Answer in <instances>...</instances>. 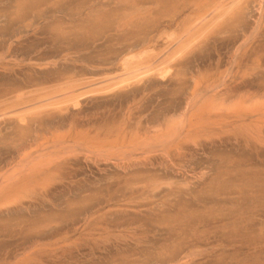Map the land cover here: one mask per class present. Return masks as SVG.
I'll list each match as a JSON object with an SVG mask.
<instances>
[{"label": "rangeland", "instance_id": "rangeland-1", "mask_svg": "<svg viewBox=\"0 0 264 264\" xmlns=\"http://www.w3.org/2000/svg\"><path fill=\"white\" fill-rule=\"evenodd\" d=\"M93 1L40 0L35 17L28 9L23 14L29 16L27 23L14 20L12 31L0 38V66L9 67L7 72L0 68V101L8 90L15 100L18 94L52 88L69 77L91 81L107 75L115 77L121 73L120 66L128 55L149 46L157 52L163 50L165 42L157 40L159 35L164 39L166 32L180 33L187 11L183 10L181 0H173L164 7H147L154 8L153 17L149 14L144 19L122 22L115 16L114 4L101 7L99 1L96 5ZM253 8L246 18L247 32L251 29L255 32L261 17L258 9ZM17 9L16 0H0V27L5 26V16L16 17ZM261 30L264 32L258 31ZM252 31L246 33L247 38L252 36L249 44L259 41L258 47L263 50L264 33L258 32L261 36L255 37ZM243 33L213 34L185 57L183 63L189 64L186 93H180L175 86L177 80L151 77L111 94L84 98L83 118H92L96 124L88 130H93L95 136L101 135L102 140L120 138L115 147L122 149L123 140L117 132L129 115L162 116L170 110L174 113L177 108L163 110L172 101L187 107L186 98L194 89V77L203 87L212 82L233 84L237 75L230 63L236 49L247 45ZM228 39L233 44L228 41L226 47ZM225 75L228 76L224 82ZM251 76L256 80L253 91L264 89V69L252 67L245 77ZM151 84L152 90L134 94ZM160 103L164 105L159 107ZM193 113H197L196 109ZM49 115L61 114L46 110L38 118ZM194 121L197 123L199 119ZM14 122L9 118L1 121L0 127L11 123L13 128ZM253 127L245 133L237 129L231 131L234 133L230 129L205 135L196 132L204 135L203 139L205 136L212 139H204L205 149L192 145L195 150L185 152L186 159H179L177 153L168 157L162 151L150 155L149 160L144 156L140 159L136 156H142L141 152H134L131 157L129 151L130 157L127 155L125 162L119 149L108 156L112 158L114 154L113 161L94 158L89 163L83 156L78 160L73 157L70 160L75 159L76 163L71 168L48 177L46 182L42 180L39 186L35 184L36 188L31 185L33 190L27 185L28 189L15 188L16 182L27 175L17 173L21 177L13 181L12 194L0 196V264H164L165 259L168 264L171 248L181 242L186 245H180L181 252L177 246L180 259L174 264H264V142L252 139V131L258 129ZM18 140L16 136L0 140L1 150L13 149L12 163L18 160L16 148L23 145ZM211 140H215L214 145L209 144ZM35 149L38 151V146ZM122 151L125 154V149ZM14 166L8 169L16 173ZM72 170L77 172L72 174ZM155 187L159 189L154 190ZM183 229L185 232L180 231Z\"/></svg>", "mask_w": 264, "mask_h": 264}, {"label": "bare ground", "instance_id": "bare-ground-1", "mask_svg": "<svg viewBox=\"0 0 264 264\" xmlns=\"http://www.w3.org/2000/svg\"><path fill=\"white\" fill-rule=\"evenodd\" d=\"M98 1L101 7H109L111 4H114L116 6L115 16L123 22L125 19L143 18L149 14H152L151 16L153 17L154 8L152 7L149 10L146 9L147 7L156 5L164 7L173 0H94L93 2H95L96 5V2L98 3ZM39 2L40 0H16L18 6L17 15L13 18L12 14L11 16H5V26L0 27V38L7 35L6 33L9 31H12V23L14 20L23 22V24L27 23L29 21V16L23 17V14L28 13V9L33 11V15L36 14ZM181 3L184 7L183 10L187 11L180 27V33L174 32V30L173 33L169 35V33L165 31L167 33L166 38L163 37L164 39H161L159 35V38L157 39L158 41L160 39V41L163 40V42H165V50L163 49L157 52V49H152L151 46H149L147 47L148 49L141 50L142 52L139 51L137 54L128 55L123 59L122 65L120 66L122 67L121 73H116L115 77L112 76L111 78V75H107L102 78V80L98 81L97 79L91 81L88 79L83 80L69 77L65 78L62 83H59L52 88H41L34 92L31 91L28 94H24V92L23 94H18L15 100H12V91L9 90L6 93V96H3V101V97H1L0 123L1 121H6L11 118L15 120V125H13V128L11 123L7 124L5 128L0 127L2 128L0 129V136L2 138L0 140H7L10 138L12 140V136H16V138L18 137L19 139L17 142H22L23 145L20 144L21 146H18L15 150L16 158L18 157V160L14 161L15 163L10 162V160L15 157L14 154H12L13 149L11 150V147L10 149H5L6 151L0 149V196H2V194L4 196L12 194V183L14 185L13 181L16 182L21 177L20 175H17V173L21 172L22 176L24 174L27 175L16 182V185H14L15 188H23L27 185V187L31 189L33 185V187L36 186L35 184L39 186L38 183L42 180L47 181L49 179L48 177L59 174L63 169H68L67 167L71 168V165L76 163L75 159L74 161L70 160L73 157L78 160L80 156H83L85 157L84 159L89 161V163L93 162L94 158H96V160L104 159L108 161V159L112 160L115 157L114 154L116 152L118 153L119 150L122 151V149H125L126 151L128 149L125 154L123 151H120V153L124 154H121L122 157L125 156L122 159L126 158L127 155V158L130 157L128 154L129 151L131 152V157L134 152H138V154L141 152L142 156H136L140 159L144 156V158L146 157L149 160L150 155L161 151L162 154H165L168 157H171L172 155L174 156V154L177 153V156H180L179 159L181 157H185L186 159L188 154L187 151L192 153V151L195 150V148H192V145L195 147L201 146L203 148L204 146H207L204 139L209 140L212 138L207 136L210 137L207 139L205 136L203 139V136L209 131H219L221 133V131L225 129H230V132L237 129L245 133V131L254 128L253 126L258 127V129L255 127L257 130L254 129L255 131H252L254 132V137H252V139L256 140V142L258 141L259 143L260 141L264 142V89H259V93L253 91L256 80L253 79V76L249 77V79H247V76V78L245 77L246 71L250 72L252 67H254V69H264V55L261 54L264 50V46H262V50L258 47L260 44L259 41L257 43L255 40L249 44V38L252 36L249 35L250 37L248 36L247 38L246 33H250L253 29H251L249 25L251 30L247 32L248 29L245 28L247 24L245 23L246 18L249 15L248 12L251 11V8L254 9L253 7L255 6V8L258 9L256 11L261 13V17L258 21V26H256L258 28H254L255 32L253 30L252 33L254 32L253 35L256 37V34L259 32L258 30L264 29L262 27L264 22V0H181ZM91 8H94V6ZM240 31L245 32V35L243 33L245 38L243 40L245 41V44L247 43V45L236 49L237 51L232 58V63H230L234 66L232 68L233 70L235 68V74L237 75L233 84L228 85L227 83H223L222 85H218L217 82L214 81L215 83L212 82L213 84L211 83L209 86L206 85L203 87V84H201L199 80L194 77V89L191 90V94L187 98L185 97L188 102H186L187 107L184 108L182 105H176L175 102L177 101H172L171 105L168 107L166 106L163 110L177 108V111L174 113L170 110L167 112L168 114H163L162 116L155 114L153 116H146V114L143 113L137 117L132 116L133 114L129 116L127 114V120L123 123L124 125L120 131L117 132L123 140L124 146L122 149L115 147L117 146L116 144L120 143V138L114 140H106V138L105 140H102L101 135L95 136L93 130L89 131L90 128L96 126V124L92 118H83L84 111L81 109V102L84 98L90 96H104L109 92L111 94V92L114 93V90H121V88L124 89L132 86V84L142 83V81L148 78L150 79L151 77H155L160 81H165L169 77L173 81L177 80L175 86L177 88L179 87L178 90L180 93H186L189 87L188 82L186 81V79L189 78V72L187 71L189 64L183 63V60L186 59L185 57H188L187 55L189 53L191 55V52H193L198 45L208 41L210 36L213 34L218 33L219 35H224L228 32L232 34L239 33ZM261 31L263 32V30ZM260 34L257 35L261 36L262 34ZM162 36L165 35L163 34ZM262 36H264V34ZM150 39H153V37ZM230 39L227 40V44L228 41L230 43ZM258 39L261 40V37H258ZM233 42L235 41L233 40ZM157 44L159 43L157 42ZM223 44L219 45L217 43L219 46H223ZM236 45H238V43H235V46ZM226 47H229V44L228 46L226 45ZM9 48L11 49V47ZM216 48L218 49V47ZM221 48L218 50H221ZM1 67L4 72H7V69H9V67L5 69V65L0 66V68ZM233 70L232 72L234 74ZM226 72H228V70ZM244 72L245 74H243ZM4 75H7V73H4ZM7 76L12 78L10 75ZM227 76H224V82ZM229 79L230 78H228V81ZM152 89L153 84L145 86L140 90H136L134 94L137 95L138 93ZM209 95L210 98H208ZM9 96L11 97L9 98ZM206 100L207 102H204ZM162 105L164 104L160 103L159 107ZM195 109L197 113L194 114L193 112ZM46 110L58 111L62 116L59 115L57 117H53L49 115L45 118H38V116L43 114ZM33 116H36L37 118L35 117L34 119ZM194 118H198L199 121L197 123L195 121L193 122ZM206 120H208L209 123H204ZM200 122L202 123L201 127L199 126ZM198 127L200 128L197 132ZM225 131L224 133H226ZM196 132L197 134L204 135H196ZM108 141L111 142L108 143ZM214 141L211 140L210 142H207L214 145ZM109 144L113 145L110 147ZM35 146H38V151H33ZM113 151H115V153ZM112 152L114 153V157H108L110 154L112 155ZM118 158L121 159V156ZM144 158L142 159L144 160ZM132 159H134V157ZM123 161L126 162L125 159ZM123 161L120 162V164H123ZM12 164H15L14 168L16 173L15 171H12V168L8 169L9 167H12ZM74 172L76 173L77 171H73L72 174ZM27 187L25 188L28 189ZM157 189L159 188L155 187L154 190ZM35 190L36 189H34V192ZM172 194L174 193L172 192L171 195ZM20 201L22 202V200ZM184 230L185 229L180 231L182 232ZM188 232L186 233L188 234ZM182 240H180V242ZM250 243L252 244V241ZM184 244L181 242L180 245L182 246ZM180 245L178 244L177 246L181 252L182 250ZM177 246L175 245L176 249L174 247V249L171 248L170 255H172V258L167 257V259L169 258L168 264H174L179 261L180 256L177 254L179 251ZM34 250H36V248ZM165 261L167 260L165 259ZM165 261L164 264H167Z\"/></svg>", "mask_w": 264, "mask_h": 264}]
</instances>
